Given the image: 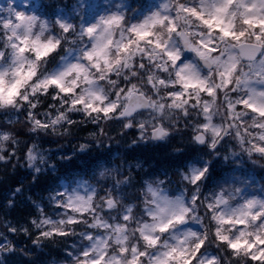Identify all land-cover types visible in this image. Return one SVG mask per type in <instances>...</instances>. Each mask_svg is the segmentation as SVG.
Listing matches in <instances>:
<instances>
[{
  "label": "clouds",
  "instance_id": "1",
  "mask_svg": "<svg viewBox=\"0 0 264 264\" xmlns=\"http://www.w3.org/2000/svg\"><path fill=\"white\" fill-rule=\"evenodd\" d=\"M0 264H264V0H0Z\"/></svg>",
  "mask_w": 264,
  "mask_h": 264
}]
</instances>
